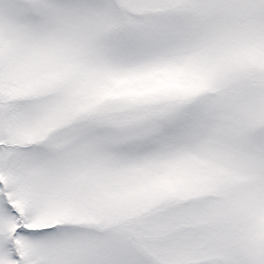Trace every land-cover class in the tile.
<instances>
[{
  "label": "snow or ice",
  "instance_id": "6c2138e0",
  "mask_svg": "<svg viewBox=\"0 0 264 264\" xmlns=\"http://www.w3.org/2000/svg\"><path fill=\"white\" fill-rule=\"evenodd\" d=\"M0 264H264V0H0Z\"/></svg>",
  "mask_w": 264,
  "mask_h": 264
}]
</instances>
